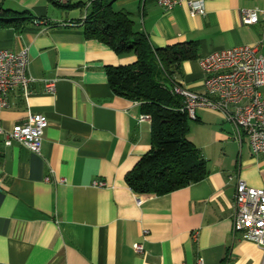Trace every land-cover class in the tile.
Instances as JSON below:
<instances>
[{
	"label": "crops",
	"instance_id": "0c3cea01",
	"mask_svg": "<svg viewBox=\"0 0 264 264\" xmlns=\"http://www.w3.org/2000/svg\"><path fill=\"white\" fill-rule=\"evenodd\" d=\"M87 2L68 9L51 0H0L5 10L29 12L0 25V49L27 48L33 78L27 91H11L0 126L11 129L36 113L48 119L39 154L6 146L0 135V264H194L199 257L204 264H264V248L232 233L236 186L242 180L264 189V153L253 154L221 112L199 108L189 118L188 138L207 162L203 179L162 195L127 185L151 148V123L138 102L113 93L107 67L136 56L85 37ZM113 7L128 11L154 47L196 46L197 57L175 75L193 91H204L199 59L207 54L242 45L264 54V12L255 24L240 21L241 9L264 11V0H205L204 14L195 16L185 4L167 10L157 0Z\"/></svg>",
	"mask_w": 264,
	"mask_h": 264
},
{
	"label": "trees",
	"instance_id": "16d2710c",
	"mask_svg": "<svg viewBox=\"0 0 264 264\" xmlns=\"http://www.w3.org/2000/svg\"><path fill=\"white\" fill-rule=\"evenodd\" d=\"M116 1L91 0L83 30L86 38L103 42L119 55L136 56L131 64L106 69L113 93L138 102L151 123V148L125 181L136 194L162 195L198 182L208 173L207 162L188 138L189 118L180 111L181 99L171 92L179 84L175 75L181 73L182 62L195 59L197 48L193 43L154 47L128 11L113 7ZM57 5L70 9L85 4L69 1ZM27 14L0 7V25L12 24Z\"/></svg>",
	"mask_w": 264,
	"mask_h": 264
},
{
	"label": "built area",
	"instance_id": "2783aa9c",
	"mask_svg": "<svg viewBox=\"0 0 264 264\" xmlns=\"http://www.w3.org/2000/svg\"><path fill=\"white\" fill-rule=\"evenodd\" d=\"M53 1L66 4L70 0ZM204 2L157 0L158 5L167 10L185 4L192 16L204 14ZM90 3L91 0H88L86 9ZM262 12L258 8L241 9L240 21L246 25L255 24ZM199 64L204 73L203 92L193 91L180 83L171 89L181 99L180 111L185 112L188 118H195L199 108L219 111L226 121L243 131L253 154L264 153V54H257L254 46L242 45L213 51L200 58ZM28 66L27 48L18 52L0 49V112L8 106L11 91L15 88L27 91L33 80L28 74ZM46 90L54 92L53 82L46 84ZM47 126L48 119L44 114H30L24 123L16 124L11 129L5 130L0 126V135H4L3 143L6 146L17 143L39 154ZM59 182H64V179ZM105 185L103 181L92 183L94 187ZM232 233H238L243 240L264 248V189L238 181L234 195ZM133 247L137 252L143 251L140 243H134ZM194 264H204L203 259L199 257Z\"/></svg>",
	"mask_w": 264,
	"mask_h": 264
},
{
	"label": "rangeland",
	"instance_id": "374dc122",
	"mask_svg": "<svg viewBox=\"0 0 264 264\" xmlns=\"http://www.w3.org/2000/svg\"><path fill=\"white\" fill-rule=\"evenodd\" d=\"M80 1H81V2H84L85 0H80ZM191 123H193L192 120L189 121V125H190Z\"/></svg>",
	"mask_w": 264,
	"mask_h": 264
}]
</instances>
